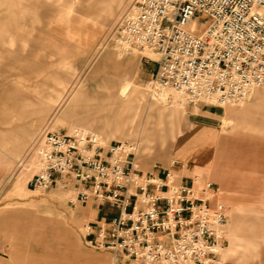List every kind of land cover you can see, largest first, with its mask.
I'll return each instance as SVG.
<instances>
[{"label":"rangeland","instance_id":"rangeland-1","mask_svg":"<svg viewBox=\"0 0 264 264\" xmlns=\"http://www.w3.org/2000/svg\"><path fill=\"white\" fill-rule=\"evenodd\" d=\"M90 1L0 0L3 118L13 120L18 112L26 122L32 120L35 127L26 131L25 149L48 131L78 129L96 134L105 148L115 142L133 144L135 164L144 174L154 165L171 170L175 166L179 173L171 174L177 179L196 177L215 185L228 217L219 264H264V89L253 90L240 104L224 107L192 104L169 89L153 92L147 87L152 78L142 80L139 66L141 58L150 59L156 70L157 56L126 52L110 41L118 19L134 0H117L101 13L99 0ZM107 54L116 60L121 55L130 57L132 62L121 67L109 63L98 70ZM126 76L130 93L145 106L132 115L126 128H119L125 119L124 114L117 117L122 105L113 95ZM163 102L182 109L184 125L170 152L144 151L134 126L150 117L153 106L150 126L154 127ZM98 109L111 116L85 121L94 125L83 128L87 115ZM206 132L216 137L209 165L185 160L182 155L191 138ZM37 171L33 159L0 182V217H7L10 230L5 249L15 248L19 264H122L118 255L87 244V219L77 214L82 203L71 205L76 197L74 183L33 191L28 183Z\"/></svg>","mask_w":264,"mask_h":264},{"label":"built area","instance_id":"built-area-1","mask_svg":"<svg viewBox=\"0 0 264 264\" xmlns=\"http://www.w3.org/2000/svg\"><path fill=\"white\" fill-rule=\"evenodd\" d=\"M110 41L157 56L147 83L153 92L224 107L264 89V0H134ZM33 159L30 190L71 181L72 206L94 200L117 210L116 218L87 227L94 250L118 255L122 264H219L228 217L215 185L144 174L133 144L105 148L96 134L78 129L42 134L18 168Z\"/></svg>","mask_w":264,"mask_h":264},{"label":"crops","instance_id":"crops-1","mask_svg":"<svg viewBox=\"0 0 264 264\" xmlns=\"http://www.w3.org/2000/svg\"><path fill=\"white\" fill-rule=\"evenodd\" d=\"M89 2H91L89 0ZM114 2V3H112ZM117 2V0H99L97 2V7L100 9L107 6V4H112L111 6ZM108 5V6H109ZM110 7V6H109ZM111 7V10H112ZM150 60V59H147ZM144 60L143 58L140 59L142 62L139 66V73L140 78L142 80H146L152 78L154 73H156L157 69L155 70V65L150 64L151 61ZM132 62V58L126 57L123 55L116 58H112L110 54H107L101 60L98 70L104 65L112 63L118 67L123 65L129 66ZM154 62V61H152ZM156 64V63H155ZM157 65V64H156ZM158 67V66H157ZM156 67V68H157ZM119 90L116 95H113V98L122 105L120 109V116L121 114L124 116L122 119H125V124L120 125L119 128H126L130 122H132V115H137L142 107L145 106L141 103V100L134 96V92L130 93V81L128 77L122 78L119 82ZM163 101L165 100L162 99ZM164 103V102H163ZM166 103L163 104L162 108H158V116L156 119V125L154 127L150 126V120L153 119L152 111L156 107H151V115L150 117L142 122L141 120L138 121L134 126V132L142 139V144L144 146V151H148L151 148L154 149V152L157 154L160 153H168L171 150L173 143L176 142V136L180 134L182 126L184 125V119L182 116V109L177 107H166ZM101 109H98L92 112L91 116L87 115L86 119L83 121L86 125H83L86 130L92 127L94 124H87L85 121H97L101 119H105L110 117L111 115L106 114L103 112L101 113ZM174 114V115H173ZM116 115V114H115ZM16 118L13 120H5L2 116V111L0 110V182L2 180H7L9 173L15 168H18V163H20L26 153L32 148H24L23 146L26 143L27 135L26 133L31 132L35 125L32 124V120L29 119L26 122L24 116L18 114L14 115ZM118 127V126H117ZM27 131V132H26ZM187 137H190L187 136ZM216 142V137L210 133H203L199 136L195 135L191 138L189 146L186 149V154L184 153L182 156L185 160H194L204 166H208L210 162L211 156V148L213 144ZM225 142V141H224ZM223 141H221L222 150L226 148ZM35 143V142H34ZM33 143V144H34ZM115 143H125V142H115ZM115 143H109L115 144ZM145 153V152H144ZM157 156V155H156ZM32 160L26 164L28 165ZM25 165V166H26ZM174 165V163H172ZM154 165L150 172L145 174L151 175L157 179H163L167 173L175 172L176 174L179 173V169L175 166L171 169L157 167ZM178 172V173H177ZM177 179V178H176ZM178 182L188 183L190 180H185L183 177L177 179ZM58 185V184H56ZM220 190V188H219ZM77 214L87 219V226L98 224L100 222H108L117 217V210L111 208L109 205H100L96 201L91 200L87 203H82L77 207ZM7 218V217H6ZM6 218L0 217V264H19L16 260V251L15 248H11V250H6V239L8 234L10 233L9 227L6 225ZM17 232V231H16ZM12 233L13 230H12ZM5 257L8 260L5 261Z\"/></svg>","mask_w":264,"mask_h":264},{"label":"bare ground","instance_id":"bare-ground-1","mask_svg":"<svg viewBox=\"0 0 264 264\" xmlns=\"http://www.w3.org/2000/svg\"><path fill=\"white\" fill-rule=\"evenodd\" d=\"M113 3V2H112ZM109 8V6H108V4H107V6H105L104 8H102V12H104L105 11V9H108ZM174 115V114H173ZM91 116V115H90Z\"/></svg>","mask_w":264,"mask_h":264}]
</instances>
